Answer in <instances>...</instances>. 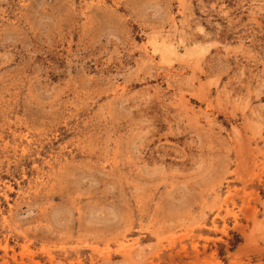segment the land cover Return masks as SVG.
Here are the masks:
<instances>
[{
	"label": "rangeland",
	"instance_id": "rangeland-1",
	"mask_svg": "<svg viewBox=\"0 0 264 264\" xmlns=\"http://www.w3.org/2000/svg\"><path fill=\"white\" fill-rule=\"evenodd\" d=\"M0 264H264V0H0Z\"/></svg>",
	"mask_w": 264,
	"mask_h": 264
}]
</instances>
